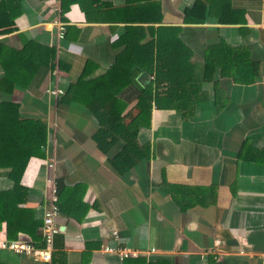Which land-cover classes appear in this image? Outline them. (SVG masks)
Masks as SVG:
<instances>
[{"label":"crops","instance_id":"1","mask_svg":"<svg viewBox=\"0 0 264 264\" xmlns=\"http://www.w3.org/2000/svg\"><path fill=\"white\" fill-rule=\"evenodd\" d=\"M150 1L156 4L153 16L161 14V22L153 26L179 27L197 84L189 96L152 104L137 134L149 156L123 174L109 163L122 142L103 153L93 140L98 124L89 110L46 90H66L86 61L92 66L89 76L113 63L119 50L113 45L126 29L113 11L124 7L125 0H75L62 12L66 30L61 40L56 38V13L49 0H22L12 29L0 32V103H16L21 118L40 119L47 127L44 155L30 156L20 179L26 196L19 207L29 212L30 225L8 239L5 222L1 223V263L146 264L163 258L169 264H264V162L253 159L256 150L264 149V0H205L202 15L195 17L203 19L190 23L184 21V10L195 0ZM150 24H132L141 25L139 44L150 39ZM220 41L244 47L259 64V74L253 83L237 84L216 70V97L213 82L202 81V65L205 48ZM29 43L54 48V67L42 63L45 57L38 65L36 55L28 51L23 64L20 50ZM15 52L18 57H13ZM134 79L146 86L153 74L142 70ZM164 91L165 86L158 90L160 95ZM135 103L126 110L136 113ZM178 108L192 112L184 116ZM245 141L248 147L241 152ZM6 174L7 169L0 168V191L11 187ZM58 177L63 181L59 232L50 261L3 247L2 243L24 240L41 247L47 180ZM163 180L215 186V203L180 210L164 191ZM111 229L139 255L120 260L104 252L103 244L112 243ZM209 249L213 253H206Z\"/></svg>","mask_w":264,"mask_h":264},{"label":"trees","instance_id":"2","mask_svg":"<svg viewBox=\"0 0 264 264\" xmlns=\"http://www.w3.org/2000/svg\"><path fill=\"white\" fill-rule=\"evenodd\" d=\"M21 1L0 0V32L12 29L15 17L21 12ZM74 1L61 0V11L64 12ZM125 2L124 7L113 11L117 19L124 20L121 22L126 26L125 32L113 45L119 49L113 63L104 72L89 76L92 66L90 61H86L80 74L62 95L69 102L84 105L96 119L98 128L93 134V140L103 153L108 152L119 141L122 142L120 150L109 159V163L119 174L127 172L137 161L149 156L148 146L138 143L137 134L145 126V116L152 104L160 106L174 98L189 96L197 84L193 77L194 66L189 60L191 53L179 38V27L153 26V23L161 22V14L153 16L152 10L156 4L152 1ZM204 8L205 0H195L191 8L184 10V21L190 23L202 20V16L195 17L202 15ZM144 22L151 23L147 27L150 39L139 44L143 37L141 25L132 24ZM27 51L36 55L38 65L41 64V58L45 57L42 63L47 68L54 67V48L29 43L20 50L22 55L19 56H22L23 64L27 60H24ZM12 55L18 57L16 52ZM33 59L28 60L33 64ZM142 70L153 74V79L146 86L138 85L134 79L136 73ZM216 70L220 71L221 76L229 77L237 84H250L258 78L259 64L250 58L244 47H233L220 41L205 48L202 65V81L213 82L217 97L220 89L213 78ZM161 86H165L163 95L158 92ZM133 100H136V113L126 110ZM18 108L16 103H0V168L7 169L6 175L12 182L9 189L0 191V225L5 222L8 239L16 238L18 231H26V227L30 225L29 212L19 207L26 196V189L21 186L20 179L29 157L44 155L43 147L47 137L46 124L40 119L21 118ZM177 111L184 116L192 112L185 108H178ZM247 147V141L243 142L241 152ZM253 159L264 162V149L256 150ZM161 185L165 192L171 194L180 210H186L196 203L202 206L215 203V186L175 185L166 180ZM55 186L60 207L59 198L63 188L60 177L55 178ZM37 225L35 222V231ZM40 240L42 246V236ZM146 264H169V261L157 258Z\"/></svg>","mask_w":264,"mask_h":264},{"label":"built area","instance_id":"3","mask_svg":"<svg viewBox=\"0 0 264 264\" xmlns=\"http://www.w3.org/2000/svg\"><path fill=\"white\" fill-rule=\"evenodd\" d=\"M53 11L56 13V18L53 20V24L56 28V38L57 40H61L65 34V23L62 21V11H61V0H49ZM46 92L54 97H58L64 94L65 90L59 87H49ZM49 167L53 168L54 162H49ZM48 187V203L46 208L44 209L42 216V224H41V236L43 245L41 247H36L31 241H11L7 243H2L3 247H7L12 249L16 253H23L25 255L32 256L34 258H39L43 261H50L51 251L53 248V241L55 235L59 232V226L57 224V217L59 213L58 206V196L56 193L55 181L53 178L47 180ZM111 241L104 243L102 246V250L106 253L115 254L120 260H125L127 258L137 257L139 255V251L128 247L121 243L120 237L116 229H111ZM219 241H215V245L218 244ZM151 251L154 249L151 248ZM213 249H209L206 253H213Z\"/></svg>","mask_w":264,"mask_h":264},{"label":"water","instance_id":"4","mask_svg":"<svg viewBox=\"0 0 264 264\" xmlns=\"http://www.w3.org/2000/svg\"><path fill=\"white\" fill-rule=\"evenodd\" d=\"M142 74H143V75H145V76H147V73H145V72H144V73H142ZM146 81L148 82V80H146Z\"/></svg>","mask_w":264,"mask_h":264}]
</instances>
